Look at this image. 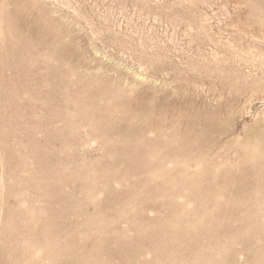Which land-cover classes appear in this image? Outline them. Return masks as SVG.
I'll return each mask as SVG.
<instances>
[{
  "label": "rangeland",
  "instance_id": "rangeland-1",
  "mask_svg": "<svg viewBox=\"0 0 264 264\" xmlns=\"http://www.w3.org/2000/svg\"><path fill=\"white\" fill-rule=\"evenodd\" d=\"M0 264H264V0H0Z\"/></svg>",
  "mask_w": 264,
  "mask_h": 264
}]
</instances>
